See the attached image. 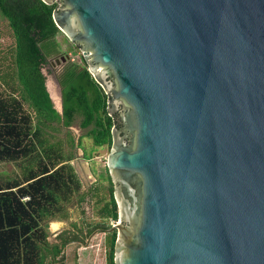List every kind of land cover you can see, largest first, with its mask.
Returning <instances> with one entry per match:
<instances>
[{
	"label": "water",
	"instance_id": "water-1",
	"mask_svg": "<svg viewBox=\"0 0 264 264\" xmlns=\"http://www.w3.org/2000/svg\"><path fill=\"white\" fill-rule=\"evenodd\" d=\"M61 2L117 113L114 264H264V0Z\"/></svg>",
	"mask_w": 264,
	"mask_h": 264
},
{
	"label": "trees",
	"instance_id": "trees-1",
	"mask_svg": "<svg viewBox=\"0 0 264 264\" xmlns=\"http://www.w3.org/2000/svg\"><path fill=\"white\" fill-rule=\"evenodd\" d=\"M56 9V3L49 6L40 0H0V19L14 40L11 64L0 58V165L7 167L0 173V264H43L49 253V223L67 219L75 198L82 203L97 190L81 194V182L67 163L70 159L45 130L56 129L54 123L70 128L79 118L78 127L87 130L85 136L94 146L111 144L113 122L106 95L85 68H68L63 74L61 114L45 88L40 67L56 47ZM11 166L19 168L20 177L11 176ZM107 180L110 198L98 211L106 230L118 221ZM107 236L106 264H114L116 234ZM54 252L59 253L56 247Z\"/></svg>",
	"mask_w": 264,
	"mask_h": 264
},
{
	"label": "rangeland",
	"instance_id": "rangeland-1",
	"mask_svg": "<svg viewBox=\"0 0 264 264\" xmlns=\"http://www.w3.org/2000/svg\"><path fill=\"white\" fill-rule=\"evenodd\" d=\"M57 36H58L57 41L60 42V45L65 44L62 33H59ZM13 47H14V40L12 33L8 28L7 23L0 19V58L5 57L7 59V65L11 64L10 61L12 60ZM61 50L63 51L64 48H61ZM73 59H74V63L80 65L78 57H74ZM47 82L50 83L48 79ZM29 112H31V115L34 118L35 116L34 113L30 111V109ZM79 120L80 119L77 118L73 126L70 128H64L61 124L54 123L53 126L56 127V129L54 130L46 129L45 136L49 138L50 142L61 143L60 148L62 150V153L64 154L65 159L67 158L71 159L72 157H74L75 153L81 155L80 151L75 152L73 150L72 146L69 143L70 141L68 140L69 137L75 138L76 140L78 139L80 141L81 149L86 153V157L88 159L92 157L94 161L91 162L92 171L94 175L98 177V182H97L98 184L95 186L97 187V190L94 192L92 196L88 195L82 201V203H79L80 210L83 214L82 216L86 219L85 220L86 223L91 224L99 221L98 211L103 206L104 202H107L110 198V194H109L110 186L107 183V178L104 176V169H105L104 167L106 164V158L109 153V150L105 145L102 147H96L93 145L92 140H90L89 138H85L87 130H82L78 127ZM34 122H35V118H34ZM84 167L85 166H79L78 170L80 169V171H83ZM80 191L81 192L83 191L82 188L80 189ZM69 210L72 212L78 211L76 210V208H74V206H71ZM107 239L108 236H105L104 234H98L96 235V237H94L91 240L92 242L90 241L91 244L93 245V248L89 250L90 251L89 254L85 255L86 260L84 264H106L107 255L109 252V246L106 244ZM71 256L72 254L69 250V252L66 254V257H68L69 264H73V261L71 260Z\"/></svg>",
	"mask_w": 264,
	"mask_h": 264
},
{
	"label": "flooded vegetation",
	"instance_id": "flooded-vegetation-1",
	"mask_svg": "<svg viewBox=\"0 0 264 264\" xmlns=\"http://www.w3.org/2000/svg\"><path fill=\"white\" fill-rule=\"evenodd\" d=\"M55 3L57 4V9L61 8V6H62L61 0H55ZM59 33H61V32L59 31ZM57 35L54 38V41L56 44L54 53H52L49 57H47L46 60L41 64L40 70H41V73L43 74V76L45 78V88L49 94V97H50L52 103H54L58 109H60V103H61V110H62L63 89L61 86V79H62L63 74L65 73V71L68 68L79 67L80 69L85 68L87 71H88V68L83 63L81 47L78 46L76 43L70 42L65 37V35H63V34L62 35H63V39H64L65 44L60 45V42L57 41V37H58ZM61 48H64V50L62 51ZM74 57H78L80 65H77L76 63H74V59H73ZM90 76H91V74H90ZM47 79L50 81L51 84L47 82ZM92 79H93V77H92ZM106 103H107V100H106ZM116 117H117V113L114 115V117L111 118L112 122H113V119L114 120L116 119ZM116 125H117V128L121 127V125L118 123H116ZM85 138H88V137H85ZM74 139L75 138L69 137L68 140L72 141V145L71 144L70 145L72 146L73 150L75 152L80 151L81 155H79L78 153L77 154L75 153L74 157H72L67 163H69L73 167L78 179L81 182V188L83 190L82 192L80 191L81 194L82 193L89 194V191L91 189L95 188V186L98 184L97 183L98 177L95 176L93 171H92V165H91V162L93 161L92 157L88 159L86 157V153L80 147V141L78 139L77 140L76 139L74 140ZM105 146L110 151L111 144L105 145ZM82 165L85 166L84 170L83 171H80V169L78 170V167L82 166ZM104 168H105L104 169V176L108 179V177L110 178V176L108 174L106 164H105ZM110 182L112 183L111 178H110ZM107 183L109 184L108 180H107ZM84 190H85V192H84ZM112 194H113V184H112ZM113 199H114V195H113ZM114 201H115V199H114ZM79 205L80 204L78 203V199L75 198L74 208H76V210H78L77 212L80 215V220L76 225V229L78 231H76V232L74 231L75 234L70 236V240L68 242H66L65 245H68L70 243H78V244L81 243V244L86 245V244L90 243V241L94 237H96V235H98V234H104L105 236L110 235L112 233L117 234L116 231H114L112 233H105L104 231L106 229L102 225L100 218H98L99 219L98 222H94L91 224L86 223V221H85L86 219L82 216L83 214L80 210ZM70 212L71 211L69 210V213ZM117 223H119V222H117ZM117 223H115V224L111 223L110 227L113 225H116ZM79 231L84 232L83 236H80V234H82V233L79 234ZM76 237H79V238L81 237L82 238L81 241H79L78 238L76 239Z\"/></svg>",
	"mask_w": 264,
	"mask_h": 264
},
{
	"label": "crops",
	"instance_id": "crops-1",
	"mask_svg": "<svg viewBox=\"0 0 264 264\" xmlns=\"http://www.w3.org/2000/svg\"><path fill=\"white\" fill-rule=\"evenodd\" d=\"M53 106L55 104L53 103ZM60 114L62 112L61 110V103H60V109L54 107ZM83 166V165H82ZM7 168V167H6ZM5 167L0 165V173L6 171ZM12 169L13 174L11 176L14 177H20L21 173L19 168L15 166L9 167ZM83 218V217H82ZM80 220V215L78 212H70L68 214V218L64 220H55L49 223L48 228V237L47 242L49 244V253H47L44 263L43 264H69L68 263V257H66V254L71 252V260L73 261V264H84L85 262V255L89 254V250L93 248V245L88 243V245L84 244H78V243H70L68 245H65L66 242L70 240V236L74 235L76 231V225ZM75 229V230H74ZM75 231V232H74ZM82 233V234H80ZM80 236H83L84 232L79 231ZM79 241H81V237H76ZM77 241V240H76ZM59 251L55 255L54 249Z\"/></svg>",
	"mask_w": 264,
	"mask_h": 264
}]
</instances>
